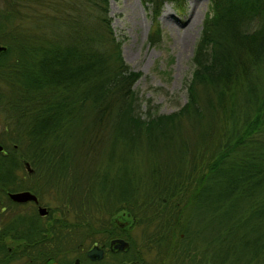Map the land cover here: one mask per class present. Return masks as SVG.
I'll list each match as a JSON object with an SVG mask.
<instances>
[{"label":"trees","instance_id":"trees-1","mask_svg":"<svg viewBox=\"0 0 264 264\" xmlns=\"http://www.w3.org/2000/svg\"><path fill=\"white\" fill-rule=\"evenodd\" d=\"M1 1L0 169L10 161L20 173L15 161L28 160L35 173L0 174V193L52 197L56 240L113 238L126 211L154 242L168 222L183 225L173 238L210 264H264V0H209L187 103L145 116L142 73L124 59L109 0ZM141 1L154 44L164 5L189 0ZM216 223L219 235L201 239Z\"/></svg>","mask_w":264,"mask_h":264},{"label":"rangeland","instance_id":"rangeland-1","mask_svg":"<svg viewBox=\"0 0 264 264\" xmlns=\"http://www.w3.org/2000/svg\"><path fill=\"white\" fill-rule=\"evenodd\" d=\"M1 4L0 0V6ZM208 10L209 0H189L183 11L176 10L172 3H166L158 19L162 34L155 33V43L151 44L149 37L156 31V27L153 28V18L148 6L145 7L141 0H109V15L117 37L123 42L124 59L134 71L142 73L134 90L143 116L148 110L155 115H169L179 111L187 103V84L194 70L193 57ZM4 116L0 111V140ZM47 200L52 205L55 204L49 195ZM181 200L180 197L171 202L172 210H177V203ZM164 227L165 230L168 228L167 225ZM182 227L177 226L173 231L178 233ZM193 227L197 228L198 225ZM219 227L220 224L216 223L201 239L217 237ZM144 230V227L135 226L129 228L128 232L141 245L144 243L142 241L149 240V233ZM199 237L200 233L196 229L190 238ZM229 238L230 236H224L226 240ZM201 258L202 254L192 252L189 261L198 264Z\"/></svg>","mask_w":264,"mask_h":264},{"label":"flooded vegetation","instance_id":"flooded-vegetation-1","mask_svg":"<svg viewBox=\"0 0 264 264\" xmlns=\"http://www.w3.org/2000/svg\"><path fill=\"white\" fill-rule=\"evenodd\" d=\"M0 154L8 156L7 150ZM25 161L16 160L15 163L17 166H22L21 174L26 177L32 176L35 170L29 162L32 170L30 172ZM5 162L7 166L4 165L0 169L1 175L16 174L18 176L20 174L19 171L12 170V162ZM13 178L17 181L16 177ZM23 191L32 192L37 201L17 202L10 197L13 193ZM1 194L2 192L0 193V264H192L189 261L191 252L187 255L186 243L179 241L178 237L173 238L175 232L173 230L177 229V226L170 222L162 241L158 238L155 242L142 241L144 243L140 245L128 232L129 228L136 226L135 218L126 211H119L114 217H118L122 222L127 220L125 217L131 218L132 224L121 228V225L113 223L114 219H112L111 225H116L118 228L113 238L98 235L97 240L89 239L79 243L64 242L55 239L60 232L57 229L60 227L61 213L49 203L44 202L43 197L31 189H18L16 192H8L5 196ZM177 206L180 204L177 203ZM179 212L181 209L171 211L170 214ZM186 223L185 226H187ZM8 230L24 232V234L39 233L38 240H29L25 238V235H18V239L15 240L10 236L2 237L1 233H10ZM184 236L181 233L180 240H183ZM117 240L124 241L125 245ZM207 263L210 264L208 259L201 258L198 264Z\"/></svg>","mask_w":264,"mask_h":264},{"label":"water","instance_id":"water-1","mask_svg":"<svg viewBox=\"0 0 264 264\" xmlns=\"http://www.w3.org/2000/svg\"><path fill=\"white\" fill-rule=\"evenodd\" d=\"M6 50H7V47L0 45V55L3 52H5ZM2 151H3V147L0 145V152H2ZM25 163H26V166L29 169V171L32 172L29 162L25 161ZM10 197L17 202H28L31 200L37 201L36 196L29 191L14 193V194H11ZM113 223H115L117 225H121V228H125L126 226L131 225L130 220L122 222L119 218H115L113 220ZM117 241L122 242V244L125 245L124 241H122V240H117Z\"/></svg>","mask_w":264,"mask_h":264}]
</instances>
